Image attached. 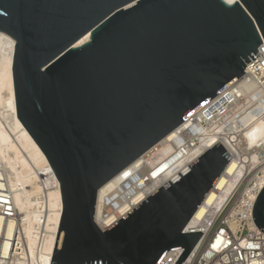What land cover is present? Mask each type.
<instances>
[{
	"label": "water",
	"instance_id": "95a60500",
	"mask_svg": "<svg viewBox=\"0 0 264 264\" xmlns=\"http://www.w3.org/2000/svg\"><path fill=\"white\" fill-rule=\"evenodd\" d=\"M0 32L14 41L16 118L59 185L50 264H159L180 248L182 264L202 235L182 231L231 159L223 145L108 230L97 193L242 77L264 0H0ZM252 219L264 233V187Z\"/></svg>",
	"mask_w": 264,
	"mask_h": 264
},
{
	"label": "bare ground",
	"instance_id": "6f19581e",
	"mask_svg": "<svg viewBox=\"0 0 264 264\" xmlns=\"http://www.w3.org/2000/svg\"><path fill=\"white\" fill-rule=\"evenodd\" d=\"M88 39L86 35L76 46ZM13 50L14 41L0 32V202L8 201L14 216H0V264H50L62 209L59 185L44 155L16 118ZM257 99L253 83L240 81L206 103L99 189L96 225L105 230L117 223L219 143L232 159L192 222L206 216L205 205L211 206L208 216H212L231 194L242 170L251 171L264 160V105L257 107ZM185 133L195 145L188 151H172L167 142H176ZM255 183L260 192L264 179ZM16 233L22 245L21 256L16 254Z\"/></svg>",
	"mask_w": 264,
	"mask_h": 264
},
{
	"label": "built area",
	"instance_id": "2783aa9c",
	"mask_svg": "<svg viewBox=\"0 0 264 264\" xmlns=\"http://www.w3.org/2000/svg\"><path fill=\"white\" fill-rule=\"evenodd\" d=\"M261 43L256 54L252 55L254 60L249 59L250 62L245 65L244 74L235 82L253 83L255 92L258 94L256 103L259 108L264 105V41L261 40ZM194 142L190 134L185 133L179 135L176 142H167V144L172 145V151L176 150L178 153L183 152L184 149L188 151L195 145ZM230 157L232 159L231 155ZM262 166H264V160L251 171L242 170L231 194L211 214L212 216H208V213L212 211L211 206L205 205L206 216L194 222H192L193 217L190 219L182 234L200 232L202 235L182 264H264V233L259 231L252 219L255 203L253 197L259 194L255 182L257 179H264ZM3 199L8 200L6 195ZM12 214L9 202H0V216L9 219L14 217ZM18 238L16 233L14 240L16 254L21 256L22 245ZM183 251L182 248L167 251L159 264H175Z\"/></svg>",
	"mask_w": 264,
	"mask_h": 264
},
{
	"label": "snow or ice",
	"instance_id": "6c2138e0",
	"mask_svg": "<svg viewBox=\"0 0 264 264\" xmlns=\"http://www.w3.org/2000/svg\"><path fill=\"white\" fill-rule=\"evenodd\" d=\"M231 3H237V0H229Z\"/></svg>",
	"mask_w": 264,
	"mask_h": 264
}]
</instances>
